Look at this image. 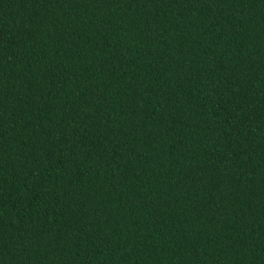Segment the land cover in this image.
<instances>
[{"label":"trees","instance_id":"16d2710c","mask_svg":"<svg viewBox=\"0 0 264 264\" xmlns=\"http://www.w3.org/2000/svg\"><path fill=\"white\" fill-rule=\"evenodd\" d=\"M0 264H264V0H0Z\"/></svg>","mask_w":264,"mask_h":264}]
</instances>
